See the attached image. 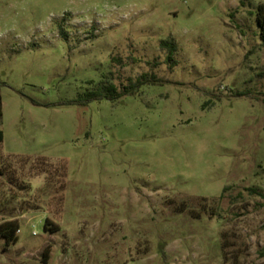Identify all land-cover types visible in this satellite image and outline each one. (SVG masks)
Masks as SVG:
<instances>
[{"label":"rangeland","instance_id":"374dc122","mask_svg":"<svg viewBox=\"0 0 264 264\" xmlns=\"http://www.w3.org/2000/svg\"><path fill=\"white\" fill-rule=\"evenodd\" d=\"M261 2L0 0V264H264Z\"/></svg>","mask_w":264,"mask_h":264},{"label":"trees","instance_id":"16d2710c","mask_svg":"<svg viewBox=\"0 0 264 264\" xmlns=\"http://www.w3.org/2000/svg\"><path fill=\"white\" fill-rule=\"evenodd\" d=\"M251 14L256 16V21L258 25V35L262 44L264 45V2H261L256 7L255 11H251ZM162 46L168 49V60L171 61L175 52L177 51V46L174 40H165L162 41ZM159 79L154 74H142L135 81L131 80L130 84L126 86L123 90H119V88L110 84L107 86H103L98 88L95 91L85 94L84 96L79 97L74 100V104L78 105H88L93 101H102V100H110L113 102H118L124 96H134L141 89V87L145 85H154L159 83ZM2 83H0L1 87ZM3 117V97L0 93V121ZM4 141V132L0 128V143ZM48 224L44 226V230H48ZM58 227H55L53 231H58ZM17 231H19V225L17 221H5L0 224V238L5 240L6 245L10 246L18 242ZM48 250L45 251L44 256L46 257Z\"/></svg>","mask_w":264,"mask_h":264}]
</instances>
